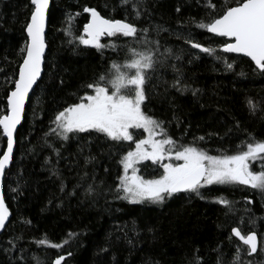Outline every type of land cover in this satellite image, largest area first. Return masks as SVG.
Instances as JSON below:
<instances>
[{
    "label": "trees",
    "instance_id": "1",
    "mask_svg": "<svg viewBox=\"0 0 264 264\" xmlns=\"http://www.w3.org/2000/svg\"><path fill=\"white\" fill-rule=\"evenodd\" d=\"M237 3L52 0L44 73L29 100L3 182L12 217L0 237V264H54L59 256L65 257L62 264H264L260 245L249 255L232 235V228L239 227L242 234L255 232L259 242L264 237V191L211 185L200 190L203 199L184 192L162 203L131 204L117 198L115 188L127 144L94 132L64 140L52 131L58 111L90 93L86 84L112 71L113 62H127L130 49L148 51L158 42L156 63L146 70L144 107L165 122L177 147L195 142L210 155L235 154L253 138L264 141V72L245 57L221 51L227 40L197 26ZM85 7L148 32L139 40L105 36L101 49L80 44L78 37L90 20ZM32 11L31 0H0V115L6 114L7 96L25 55L20 49L27 44L25 26ZM190 38L215 54L192 48L186 42ZM200 136L205 140L199 141ZM5 145L0 129V156ZM257 160L252 167L260 171L264 160ZM238 247L241 261H235Z\"/></svg>",
    "mask_w": 264,
    "mask_h": 264
},
{
    "label": "snow or ice",
    "instance_id": "2",
    "mask_svg": "<svg viewBox=\"0 0 264 264\" xmlns=\"http://www.w3.org/2000/svg\"><path fill=\"white\" fill-rule=\"evenodd\" d=\"M123 2L126 3L127 0ZM31 4L34 10L30 22L25 26L27 44L20 49L25 55L18 67L14 89L7 96L6 114L0 115V129L7 137V150L0 156V176L4 175L5 168L12 159L13 134L21 122L29 93L42 71L49 0H31ZM136 7L139 9L142 4L137 2ZM84 12L91 14V21L84 25L83 35L78 37L79 43L83 45L101 49L105 47L101 43L102 36L114 37L121 34L123 37L139 40L141 35L148 32V29H138L130 22L103 18L93 8L85 7ZM137 15H140L139 11ZM197 26L216 36L228 38L230 42H225L221 49L224 53L250 57L256 67L264 72V0H239L235 6L226 7L207 23L198 22ZM186 42L203 53L215 54V49L195 42L194 39L190 38ZM158 50V42L154 49L148 51L130 49L131 55L127 62H113L112 71L85 85L91 90L90 93L83 95L79 102L58 111L53 120L56 127L52 131L64 140L69 139V134L94 132L114 142L134 143V149L127 151L120 160L123 174L118 176L119 183L115 186L117 198L131 204L145 201L162 203L166 198L181 192L195 193L203 199L205 197L200 190L211 185L240 184L264 191V165L257 172L250 169L249 163L257 159L264 160V141H254L253 138L247 143L246 150H238L235 154H227L225 151L220 155H210L195 142L177 147V141L168 133L165 122L154 118L145 110L146 70L153 68L156 63L154 54ZM216 58L220 59L218 56ZM227 67L232 68L233 65L228 63ZM249 104L254 110L252 101ZM131 129L142 130L146 136L134 139ZM197 139L204 141L205 137ZM145 160L159 163L163 169L159 177L145 178L138 174L136 165ZM89 191H92L91 186ZM218 202L225 206L231 205L230 201L223 198H218ZM9 215L5 199L0 194V229L5 227ZM232 235L248 246L249 255L257 251L258 236L255 232L242 234L239 227H233ZM38 243L44 244L46 241ZM50 246L61 247L58 243H51ZM260 247L264 250V237L260 240ZM240 253L241 249L238 247L235 261H241ZM63 260L64 256H59L54 264H62Z\"/></svg>",
    "mask_w": 264,
    "mask_h": 264
},
{
    "label": "water",
    "instance_id": "3",
    "mask_svg": "<svg viewBox=\"0 0 264 264\" xmlns=\"http://www.w3.org/2000/svg\"><path fill=\"white\" fill-rule=\"evenodd\" d=\"M51 5H52V0H49V9H48V12H47V14H46V23H45V45H47V42H46V33H47V28H48V19H49V13H50V8H51ZM33 6V5H32ZM33 10H34V6H33ZM90 20H89V22L91 21V14H90V18H89ZM28 22H30V20L28 21ZM209 33V32H208ZM26 35H27V33H25ZM210 35H212V36H215V37H219V36H216L215 34H212V33H209ZM105 36H102L101 37V39L102 38H104ZM219 38H223V39H226L227 40V42H230V41H228V38H225V37H219ZM223 47V46H222ZM222 49V48H221ZM222 51V50H221ZM46 53H47V46L45 47V53H44V57L46 56ZM227 54H231V55H238V56H242V57H245V58H247L248 60H250V62H252L253 64H254V66L256 67V65H255V62H253L252 60H251V58L250 57H246V56H244L243 54H236V53H227ZM44 65H45V58L43 59V63H42V71H41V76H40V78L38 79V81H37V83L33 86V89L30 91V93H29V98L26 100V103H25V110H24V113H23V116H22V119H21V122L17 125V127H16V130H15V132H14V134H13V136H14V145H13V153H12V159H11V161L9 162V164L6 166V168H5V172H4V175L3 176H0V194H2L3 195V197H4V191H3V185H4V179H5V176H6V173H7V170L8 169H10L11 168V166H12V164H13V157H14V153H15V150H16V136H17V132H18V130L20 129V127L23 125V123H24V119H25V114H26V110H27V106H28V104H29V100H30V98H31V95L33 94V91L35 90V88H36V86L38 85V83L40 82V80L42 79V76H43V73H44ZM257 68V67H256ZM258 69V68H257ZM259 70V69H258ZM260 71V70H259ZM17 78H18V76H17ZM5 139H6V148H5V151L7 150V137L5 136ZM242 186H246V187H250V186H247V185H242ZM181 193H184V192H181ZM178 195L180 194V193H177ZM5 199V198H4ZM5 204H6V202H5ZM7 206V205H6ZM9 209V208H8ZM9 213H10V215H9V217H8V220L6 221V223H5V227L3 228V229H0V237L2 236V234H3V231H5V229H6V227H8V224H9V222H10V219H11V217H12V215H11V211H10V209H9ZM258 236V235H257ZM235 237V236H234ZM236 239H238L237 237H235ZM239 240V239H238ZM240 241V240H239ZM241 243H242V241H240ZM258 245H260V242H259V237H258ZM246 247H248V246H246ZM258 250H259V246H258V248H257V251L255 252V253H252L251 255H255L257 252H258ZM64 260H65V257H64ZM63 260V261H64ZM63 261H62V263H63Z\"/></svg>",
    "mask_w": 264,
    "mask_h": 264
},
{
    "label": "rangeland",
    "instance_id": "4",
    "mask_svg": "<svg viewBox=\"0 0 264 264\" xmlns=\"http://www.w3.org/2000/svg\"><path fill=\"white\" fill-rule=\"evenodd\" d=\"M130 131L134 133V139H139V138H143L144 136H146V133H143L142 130L131 129ZM73 135H77V134H73ZM122 142L128 145V151L133 150L135 147L134 143L126 142V141H122ZM164 162L167 163V161H164ZM255 162L256 160L249 162L250 169L258 172V170H255L252 167ZM173 163H176V161H173ZM136 167L139 169L138 174L144 176L145 178H157L163 171V169L159 166V163H153L151 160L141 161L136 165ZM122 174H123V169H122Z\"/></svg>",
    "mask_w": 264,
    "mask_h": 264
},
{
    "label": "flooded vegetation",
    "instance_id": "5",
    "mask_svg": "<svg viewBox=\"0 0 264 264\" xmlns=\"http://www.w3.org/2000/svg\"><path fill=\"white\" fill-rule=\"evenodd\" d=\"M256 162H258V160H256ZM240 185V184H239Z\"/></svg>",
    "mask_w": 264,
    "mask_h": 264
}]
</instances>
